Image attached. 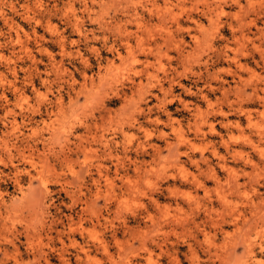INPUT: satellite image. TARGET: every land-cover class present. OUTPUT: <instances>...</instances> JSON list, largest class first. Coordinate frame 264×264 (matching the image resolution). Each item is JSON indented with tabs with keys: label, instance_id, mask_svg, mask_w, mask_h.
<instances>
[{
	"label": "rangeland",
	"instance_id": "rangeland-1",
	"mask_svg": "<svg viewBox=\"0 0 264 264\" xmlns=\"http://www.w3.org/2000/svg\"><path fill=\"white\" fill-rule=\"evenodd\" d=\"M155 263L264 264V0H0V264Z\"/></svg>",
	"mask_w": 264,
	"mask_h": 264
},
{
	"label": "bare ground",
	"instance_id": "bare-ground-1",
	"mask_svg": "<svg viewBox=\"0 0 264 264\" xmlns=\"http://www.w3.org/2000/svg\"><path fill=\"white\" fill-rule=\"evenodd\" d=\"M199 184V183H198ZM169 215V214H168ZM253 256V255H252ZM175 259H177V258H175ZM253 260V259H252ZM156 264V263H155Z\"/></svg>",
	"mask_w": 264,
	"mask_h": 264
}]
</instances>
